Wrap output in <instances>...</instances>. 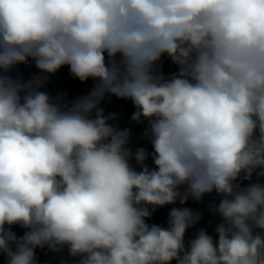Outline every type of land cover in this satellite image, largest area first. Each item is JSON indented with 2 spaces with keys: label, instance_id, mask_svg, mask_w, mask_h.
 <instances>
[{
  "label": "clouds",
  "instance_id": "1",
  "mask_svg": "<svg viewBox=\"0 0 264 264\" xmlns=\"http://www.w3.org/2000/svg\"><path fill=\"white\" fill-rule=\"evenodd\" d=\"M165 57L177 71L164 74ZM30 60L38 74L10 75ZM65 67L95 82L86 95L41 90ZM112 96L132 103L151 153L105 114ZM254 174L264 177V0H0L5 264H39L45 247L77 264H264ZM213 192L217 239L200 228L186 244L202 219L188 207H172L166 228L147 223Z\"/></svg>",
  "mask_w": 264,
  "mask_h": 264
},
{
  "label": "trees",
  "instance_id": "2",
  "mask_svg": "<svg viewBox=\"0 0 264 264\" xmlns=\"http://www.w3.org/2000/svg\"><path fill=\"white\" fill-rule=\"evenodd\" d=\"M161 66L165 75H169L170 73L177 71V66L173 65L171 61L167 59V57L162 59ZM38 72L39 70L30 60L28 65H18L10 73V75H12L14 79L27 81L30 80L33 75L38 74ZM94 83L95 82L92 80H88L84 83L80 82L79 80L71 77L68 73V69L65 67L57 72L56 75L51 76L41 90L47 92L52 97H56L62 92L66 93L65 99L71 101L76 97L86 95L93 87ZM101 107L104 108L106 115L109 113L117 114L118 119L114 123L118 124L121 129L131 127L132 139L130 146L133 148V150L138 147H145L149 153L153 151L149 141L147 139L141 138V133L144 131L145 125H133L131 122L130 118L132 113L135 111V108L130 101L120 100L117 97L112 96L110 99L103 101ZM132 163L135 166V161ZM146 163L150 168L154 167L150 156ZM252 182L262 183L261 177H258L254 174ZM248 183V181H243L242 187H246ZM220 199L221 197L213 192L212 194L205 195L203 200L199 203L190 199L186 205H180L179 202H177L175 205H166L162 208H157L152 214V218L148 220L147 223L149 225L157 224L166 228L168 226V213L172 207H188L194 212L198 211L202 213V219L200 222L195 227L189 229L187 231L188 233L186 232L185 242L187 244L191 239L195 238L200 228H204L209 233V235H211L208 221L214 222L216 221L214 219H217L219 223L222 222V219L219 215H213L209 210V205L212 203L218 204ZM206 201H208V203H206ZM12 231H14L17 236H22L26 230L21 228L19 225H15L12 227ZM256 231L259 232L260 230L257 229ZM36 254L39 258V264H60L61 261H64V264H77L78 261V258H73L68 254L67 247H65L62 252L56 253L50 252L46 247L44 249L37 248ZM0 264H5V260L2 257H0ZM173 264H175V262H173Z\"/></svg>",
  "mask_w": 264,
  "mask_h": 264
},
{
  "label": "rangeland",
  "instance_id": "3",
  "mask_svg": "<svg viewBox=\"0 0 264 264\" xmlns=\"http://www.w3.org/2000/svg\"><path fill=\"white\" fill-rule=\"evenodd\" d=\"M261 181H262V183L264 184V177H261ZM205 200V199H204ZM206 203H208V201H206ZM214 220H216V221H214ZM213 221L214 222H219L217 219H214ZM213 223H209L208 222V225H209V227H210V231H211V235H213V237L215 238V239H217L218 237H217V234H216V232H215V225H212ZM215 226V227H214ZM188 233V232H187ZM185 237H186V235H185Z\"/></svg>",
  "mask_w": 264,
  "mask_h": 264
},
{
  "label": "crops",
  "instance_id": "4",
  "mask_svg": "<svg viewBox=\"0 0 264 264\" xmlns=\"http://www.w3.org/2000/svg\"><path fill=\"white\" fill-rule=\"evenodd\" d=\"M217 224H219V223H215V224H212V225H215V226H216ZM215 226H214V227H215ZM209 231H210V227H209ZM210 233H211V231H210Z\"/></svg>",
  "mask_w": 264,
  "mask_h": 264
}]
</instances>
